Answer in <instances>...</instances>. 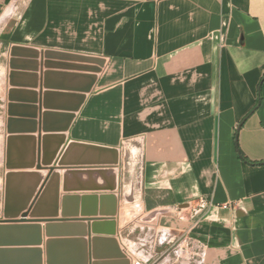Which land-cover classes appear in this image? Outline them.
<instances>
[{"label": "crops", "instance_id": "obj_1", "mask_svg": "<svg viewBox=\"0 0 264 264\" xmlns=\"http://www.w3.org/2000/svg\"><path fill=\"white\" fill-rule=\"evenodd\" d=\"M0 43L9 51L7 74L0 69L6 111L12 47L105 60L67 136L120 151L115 237L130 264H264V164L238 153L264 163V0H0ZM38 70L25 82L36 83L41 101ZM85 82L49 79L66 92ZM66 104L49 101L56 109ZM136 166L142 230L149 231L128 240L121 195ZM200 201L210 207L199 215L179 212ZM100 206L88 201L85 209ZM42 225L46 264L52 238ZM78 225L57 229L55 239H81L87 253L89 222ZM55 253L59 264H80L85 254L80 243ZM25 256L3 253L0 264Z\"/></svg>", "mask_w": 264, "mask_h": 264}, {"label": "water", "instance_id": "obj_2", "mask_svg": "<svg viewBox=\"0 0 264 264\" xmlns=\"http://www.w3.org/2000/svg\"><path fill=\"white\" fill-rule=\"evenodd\" d=\"M10 55L0 255L27 254L24 261L12 264H43V251L39 247L43 244L41 224L45 223L46 234L52 238L46 242V264H59L55 249L64 243L82 244L85 254L80 264H112L110 260H120V263L112 261L113 264H130L115 237L120 151L68 141L67 136L105 60L50 50L39 53L19 46L12 47ZM38 58L43 59V63L38 64ZM39 68L43 77L38 95L41 101L34 91L36 83L27 86L25 82L27 77L37 78ZM53 76L75 77L86 82L80 89L66 92L51 87L49 79ZM53 98L67 104L58 109L51 107L49 101ZM38 101L39 107L36 106ZM36 132L39 135H35ZM83 192L100 195L82 198L68 195ZM62 193L67 195L61 196ZM88 201L101 206L88 211L85 209ZM105 202L106 208L103 207ZM72 203H75L73 210L69 208ZM80 215L83 218H79ZM85 221L89 222L84 235L89 237L87 253L81 239H55L59 238L54 235L57 229L75 227ZM92 233L97 236L92 237Z\"/></svg>", "mask_w": 264, "mask_h": 264}, {"label": "rangeland", "instance_id": "obj_3", "mask_svg": "<svg viewBox=\"0 0 264 264\" xmlns=\"http://www.w3.org/2000/svg\"><path fill=\"white\" fill-rule=\"evenodd\" d=\"M8 56H9L8 49L1 46V43H0V69L6 68V74H7ZM2 76H3V72L1 70V78ZM4 84H5L4 81L0 80V219L3 218V207H4V203H3L4 201V175L6 172L5 155H6V136H7L6 118L8 116L7 111L5 110L6 104H5V98H4V93H5L4 92L5 87L3 86ZM140 181H141L140 170L137 166L135 168L133 176L127 175L126 177H124V180H123V192L121 195L122 201H121V211H120L121 220L120 221H121V226H123L124 239H128V240H133L132 238H136L138 237V235L140 236L142 235V233H145L148 230L147 227H151L152 229H154L153 227L154 225H148L146 227L147 228L146 230H142L144 228V224H142L143 222L141 220V217L143 216V214L141 215V212L139 210L140 198H139V195L137 194ZM132 182H133V186L131 185ZM133 187L134 189H136L135 195L132 194ZM116 216L114 218V221L116 224V235H117L118 231H117ZM46 226L47 224L44 225L45 230H46ZM41 227L43 229L42 224H41ZM60 229H63V228H60ZM133 229H135L134 232H133ZM150 231L154 233V230H150ZM127 235H129V237Z\"/></svg>", "mask_w": 264, "mask_h": 264}, {"label": "built area", "instance_id": "obj_4", "mask_svg": "<svg viewBox=\"0 0 264 264\" xmlns=\"http://www.w3.org/2000/svg\"><path fill=\"white\" fill-rule=\"evenodd\" d=\"M210 207L209 203L205 202V201H200L197 205H195L194 207H191V205H187L186 207H182L181 209H179V212L182 213L183 210L186 209H190L191 210V215H193V217L199 215L204 209ZM133 264H145L142 260H135L133 261Z\"/></svg>", "mask_w": 264, "mask_h": 264}, {"label": "trees", "instance_id": "obj_5", "mask_svg": "<svg viewBox=\"0 0 264 264\" xmlns=\"http://www.w3.org/2000/svg\"><path fill=\"white\" fill-rule=\"evenodd\" d=\"M263 82H264V77H263V79H262V81H261V85H260L259 91L261 90V86H262V83H263ZM261 100H262V98H261V96H259V100H258V102H257V106H256V107L259 106ZM238 153H239V157H240L242 160H244L245 162H248V163H250V164H258V165H260V164H264V163H253V162H250L249 160H247V159L244 157V155L241 153V151L239 150V148H238Z\"/></svg>", "mask_w": 264, "mask_h": 264}, {"label": "bare ground", "instance_id": "obj_6", "mask_svg": "<svg viewBox=\"0 0 264 264\" xmlns=\"http://www.w3.org/2000/svg\"><path fill=\"white\" fill-rule=\"evenodd\" d=\"M0 79H1V70H0Z\"/></svg>", "mask_w": 264, "mask_h": 264}]
</instances>
